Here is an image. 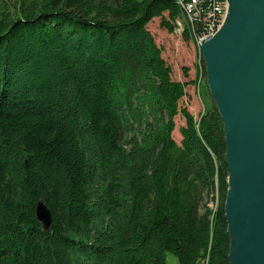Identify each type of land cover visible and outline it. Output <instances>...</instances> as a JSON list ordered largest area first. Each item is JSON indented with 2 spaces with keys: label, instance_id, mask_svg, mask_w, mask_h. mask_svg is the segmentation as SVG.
Returning <instances> with one entry per match:
<instances>
[{
  "label": "trees",
  "instance_id": "trees-1",
  "mask_svg": "<svg viewBox=\"0 0 264 264\" xmlns=\"http://www.w3.org/2000/svg\"><path fill=\"white\" fill-rule=\"evenodd\" d=\"M192 1L0 0V264H230L223 121L180 105L206 69L175 80L148 28L200 49Z\"/></svg>",
  "mask_w": 264,
  "mask_h": 264
},
{
  "label": "water",
  "instance_id": "water-1",
  "mask_svg": "<svg viewBox=\"0 0 264 264\" xmlns=\"http://www.w3.org/2000/svg\"><path fill=\"white\" fill-rule=\"evenodd\" d=\"M218 31L203 40L207 84L223 121L230 264H264V0H226ZM36 216L45 230L52 210Z\"/></svg>",
  "mask_w": 264,
  "mask_h": 264
},
{
  "label": "rangeland",
  "instance_id": "rangeland-1",
  "mask_svg": "<svg viewBox=\"0 0 264 264\" xmlns=\"http://www.w3.org/2000/svg\"><path fill=\"white\" fill-rule=\"evenodd\" d=\"M224 10L225 8L223 7V12ZM225 16L226 13H223L224 18ZM160 23L161 19L155 18L149 23L148 28L154 34L157 43L164 48L163 56L172 66L173 78L186 82L194 80L197 74L202 72V69H206L205 61L204 63L202 62L203 56L194 37H191V39L187 41L184 39L183 34L176 35L170 33L162 28ZM199 69H201L200 72ZM204 80L205 78L203 76L202 80L200 78L199 83H201L200 81L204 82ZM200 85L201 84H189L186 88L187 95L180 102L181 107H186L196 119H199L202 114L204 104H209V102L213 101L210 90L208 92L206 87L203 88L202 94L199 93ZM175 121L176 128L173 132V136L176 142L180 144L181 135L179 128L185 124V119L181 115H178ZM168 263L177 264V259L170 253L168 254Z\"/></svg>",
  "mask_w": 264,
  "mask_h": 264
},
{
  "label": "built area",
  "instance_id": "built-area-1",
  "mask_svg": "<svg viewBox=\"0 0 264 264\" xmlns=\"http://www.w3.org/2000/svg\"><path fill=\"white\" fill-rule=\"evenodd\" d=\"M185 7L191 8L194 10V15L197 17L200 15L199 11V0H193L192 3L185 5ZM223 7L225 8L223 12ZM227 11V1L224 2L210 0L208 3V10H206L205 18L209 23V31L205 33V39L209 36L214 35L218 29L222 26L224 22L223 13ZM176 35H182V30L179 28V23H176V28L173 32Z\"/></svg>",
  "mask_w": 264,
  "mask_h": 264
},
{
  "label": "bare ground",
  "instance_id": "bare-ground-1",
  "mask_svg": "<svg viewBox=\"0 0 264 264\" xmlns=\"http://www.w3.org/2000/svg\"><path fill=\"white\" fill-rule=\"evenodd\" d=\"M203 40H205V36H203V37H201V38L199 39V43H200V45H202ZM200 51H201V47H200Z\"/></svg>",
  "mask_w": 264,
  "mask_h": 264
}]
</instances>
